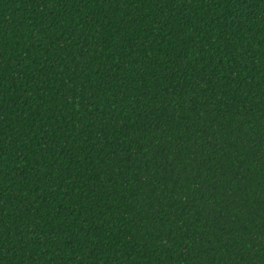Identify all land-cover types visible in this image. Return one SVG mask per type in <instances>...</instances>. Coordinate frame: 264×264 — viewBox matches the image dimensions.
<instances>
[{"label": "trees", "instance_id": "1", "mask_svg": "<svg viewBox=\"0 0 264 264\" xmlns=\"http://www.w3.org/2000/svg\"><path fill=\"white\" fill-rule=\"evenodd\" d=\"M0 264H264V0H0Z\"/></svg>", "mask_w": 264, "mask_h": 264}]
</instances>
